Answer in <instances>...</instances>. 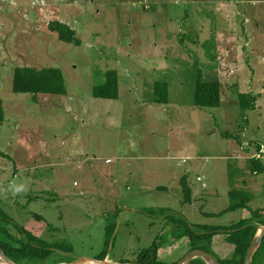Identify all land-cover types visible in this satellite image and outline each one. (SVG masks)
Returning a JSON list of instances; mask_svg holds the SVG:
<instances>
[{
    "label": "rangeland",
    "instance_id": "obj_1",
    "mask_svg": "<svg viewBox=\"0 0 264 264\" xmlns=\"http://www.w3.org/2000/svg\"><path fill=\"white\" fill-rule=\"evenodd\" d=\"M54 21L81 43L61 41ZM22 66L61 69L66 94L13 92ZM109 70L118 98L94 97ZM199 70L220 82L221 105L194 103ZM155 82L167 83V103L153 102ZM244 93L255 108H240ZM0 100V211L16 239L14 225L70 248L45 264L96 260L105 248L124 264L156 238L159 259L178 263L187 228L200 234L264 209V172L250 170L264 146V0H0ZM183 175L198 195L190 203ZM240 175L252 185L239 189L254 196L227 211Z\"/></svg>",
    "mask_w": 264,
    "mask_h": 264
},
{
    "label": "trees",
    "instance_id": "obj_2",
    "mask_svg": "<svg viewBox=\"0 0 264 264\" xmlns=\"http://www.w3.org/2000/svg\"><path fill=\"white\" fill-rule=\"evenodd\" d=\"M49 30L56 32L61 41L79 45L80 39L76 36L75 30H72L67 24L54 21L49 25ZM119 79L115 70H109L105 74L103 84L93 87L92 95L96 98L117 99L118 98ZM221 84L218 80L204 81L202 70L198 71L195 83L194 103L199 107H217L220 104ZM12 90L15 93H30L34 97L37 94H53L65 95L66 85L61 69L56 67L35 68L31 66L16 67L13 73ZM153 102H168V85L165 82H155L153 87ZM256 96L249 93L240 95V108L249 110L255 108ZM2 101L0 100V123L5 119V111ZM4 153L0 149V156ZM262 159V158H261ZM260 158L253 157L250 159V170L254 174L264 172V164ZM182 192L184 193L183 203H190L191 190L187 182L182 180ZM235 182V181H233ZM233 182L230 183L233 185ZM230 204L226 208L232 211L240 208L248 207L252 194L249 191L239 188H231L228 192ZM150 212L151 210L148 209ZM162 211V210H161ZM167 211V210H163ZM38 219L41 216L36 215ZM255 220V221H254ZM253 221V222H252ZM8 222H11L5 214L0 211V235H5L6 240H0V247L3 249L8 258L16 264H45V261L55 252H70V248L66 245H53L46 243L43 239L33 236L23 227L15 226L21 238L16 239L12 231L8 228ZM13 223V222H11ZM258 225H264V209H256L252 211V217L241 219L229 226H217L212 229L204 227L201 229L203 233H194L191 228L184 230V235L191 242L190 250L202 249L211 252L210 245L213 237L217 234L224 236V241L233 246L230 255L225 258L217 257L219 264H244L248 247L250 246L254 236L257 233ZM114 226L110 225L106 230V246L109 244L110 235ZM205 241V245H199L198 242ZM160 242L156 238L153 243L138 252L135 257V264H177L176 262L166 263L158 259V249ZM189 250V251H190ZM106 248L99 254L96 260H104L106 258ZM252 264H264V236L261 244L252 257ZM66 261V260H62ZM58 261V262H62ZM190 264H206L201 258L191 260Z\"/></svg>",
    "mask_w": 264,
    "mask_h": 264
},
{
    "label": "crops",
    "instance_id": "obj_3",
    "mask_svg": "<svg viewBox=\"0 0 264 264\" xmlns=\"http://www.w3.org/2000/svg\"><path fill=\"white\" fill-rule=\"evenodd\" d=\"M259 14V11L257 12V15ZM250 32H252V31H250ZM263 158L264 157H262V160H263ZM108 160V159H107ZM106 160V161H107ZM263 162V161H262ZM242 177V175H240V177L238 176L237 178H236V180H234L235 182H233V184H234V186L236 187V188H239V187H242L243 186V188H246L247 187V185L249 184V186H251L252 184L250 183V181L248 182V180H245V179H243V181L242 182H240V178ZM185 180L186 182H187V185L189 186V182H188V180H187V176L186 175H183V176H181V178H180V186H181V189H182V180ZM197 180V179H196ZM239 180V181H238ZM199 182V181H198ZM202 183V182H201ZM201 186H202V184H201ZM190 187V186H189ZM203 187V186H202ZM142 188H144V189H146V190H148V191H151V190H153V189H162V188H165V187H163V185H156V186H148V185H143L142 186ZM252 188V187H251ZM190 190H191V199H192V201L195 199V197H198V195L196 196V193H195V191L193 190V187H190ZM230 191V186H228V188H227V193ZM251 194H252V197L254 196V194H253V191L250 189V190H248ZM160 209L162 210V212H163V214H162V217H163V215H164V213H165V211H163V210H168V208L167 207H160ZM149 210H152V209H149ZM131 211H134V210H132V209H128L127 210V213H129V212H131ZM138 211V210H137ZM167 212V211H166ZM160 218V217H159ZM243 219H246V218H243ZM114 224H112V226H113ZM184 233V232H183ZM187 237V236H186ZM222 239H221V238ZM188 238V237H187ZM220 240H222L223 242L221 243L220 242ZM188 241H189V239H188ZM161 244H163V243H161ZM161 247L158 249V256H160V252H161V248H162V246L163 245H160ZM149 247V246H148ZM190 241H189V249H188V251H185V253H188L189 252V250H190ZM216 247H218L219 248V250L220 251H223V250H228V249H230L227 253H225L224 254V256L226 257V256H228L231 252H232V250H233V246L232 245H230V244H227L225 241H224V238H223V235H219V234H217V235H215L214 237H213V240H212V250H213V252H215V249H216ZM144 248H147V247H141V249H139V251L140 250H142V249H144ZM172 248V249H171ZM177 250V248H176V244H173V245H171L170 246V252L171 253H173V255L174 254H177L176 251ZM139 251H137V254H138V252ZM230 252V253H229ZM184 253V254H185ZM229 253V254H228ZM136 254V255H137ZM136 255H135V257H136ZM135 257L132 259L133 261H124V262H126V263H124V264H135L134 263V259H135ZM225 257H223V258H225ZM158 259H159V257H158ZM105 260L107 261V263H109V264H121L120 262H123V261H117L115 258H113V257H111V255L110 254H108L107 253V255H106V258H105ZM160 260V259H159ZM161 262H166V261H162L161 260ZM171 262H174V261H171ZM167 263V262H166ZM123 264V263H122Z\"/></svg>",
    "mask_w": 264,
    "mask_h": 264
},
{
    "label": "water",
    "instance_id": "obj_4",
    "mask_svg": "<svg viewBox=\"0 0 264 264\" xmlns=\"http://www.w3.org/2000/svg\"><path fill=\"white\" fill-rule=\"evenodd\" d=\"M264 236V225L259 228V231H257L256 235L254 236L250 246L247 249L246 256H245V262L244 264H252V257L259 248L262 238ZM195 258H201L205 261L206 264H219L217 257L212 254L211 252H208L206 250L202 249H192L190 250L183 258L180 260L177 264H190L191 260H194ZM88 261L92 262H99L102 264H106L107 261L104 260H95L90 258H78L74 261H71L70 264H86ZM16 264L13 263L8 256L5 254L3 249L0 247V264Z\"/></svg>",
    "mask_w": 264,
    "mask_h": 264
},
{
    "label": "built area",
    "instance_id": "obj_5",
    "mask_svg": "<svg viewBox=\"0 0 264 264\" xmlns=\"http://www.w3.org/2000/svg\"><path fill=\"white\" fill-rule=\"evenodd\" d=\"M262 157H264V146H262V148H261V156L258 155V158H262ZM106 162H109V160H107ZM202 178H203V177H199V176H198L196 179H197V181L202 182ZM201 184H202L203 188L206 187V185H205L204 182H202Z\"/></svg>",
    "mask_w": 264,
    "mask_h": 264
},
{
    "label": "clouds",
    "instance_id": "obj_6",
    "mask_svg": "<svg viewBox=\"0 0 264 264\" xmlns=\"http://www.w3.org/2000/svg\"><path fill=\"white\" fill-rule=\"evenodd\" d=\"M16 191H19V189H16Z\"/></svg>",
    "mask_w": 264,
    "mask_h": 264
},
{
    "label": "bare ground",
    "instance_id": "obj_7",
    "mask_svg": "<svg viewBox=\"0 0 264 264\" xmlns=\"http://www.w3.org/2000/svg\"><path fill=\"white\" fill-rule=\"evenodd\" d=\"M3 264H5V263H3Z\"/></svg>",
    "mask_w": 264,
    "mask_h": 264
}]
</instances>
